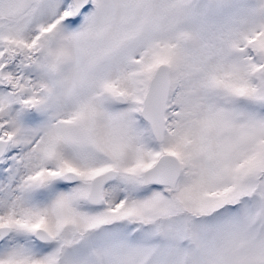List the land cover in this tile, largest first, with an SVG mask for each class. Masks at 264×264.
Wrapping results in <instances>:
<instances>
[{
  "label": "snow or ice",
  "instance_id": "snow-or-ice-1",
  "mask_svg": "<svg viewBox=\"0 0 264 264\" xmlns=\"http://www.w3.org/2000/svg\"><path fill=\"white\" fill-rule=\"evenodd\" d=\"M0 264H264V0H0Z\"/></svg>",
  "mask_w": 264,
  "mask_h": 264
}]
</instances>
